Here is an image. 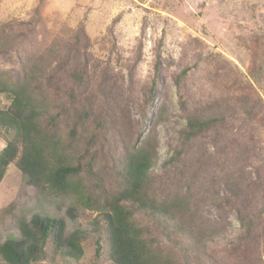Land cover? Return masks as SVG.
I'll return each mask as SVG.
<instances>
[{
    "label": "rangeland",
    "instance_id": "obj_1",
    "mask_svg": "<svg viewBox=\"0 0 264 264\" xmlns=\"http://www.w3.org/2000/svg\"><path fill=\"white\" fill-rule=\"evenodd\" d=\"M37 7L40 23L20 51L80 49L91 63L90 78L84 84L63 77L55 91L44 80L55 95L53 100L70 113L88 108L90 122L103 113L127 146L154 130L160 166L169 151L180 146L179 132L189 113L204 107L209 114L222 106L231 109L224 122L208 131L207 138L191 144L185 168L176 170L171 181L183 191L195 184L205 192L201 183L207 185L208 177H217L216 196L226 228L225 238L215 240L213 248L222 259L235 257L222 241L236 239L243 232L237 211L226 202L235 198L226 181L238 185L239 194L252 203L253 213H261L255 242L240 249V260L264 264V0H0V23L29 20ZM19 60L15 49L0 54V70L16 79L22 72ZM185 67L189 68L186 85L179 89L175 76ZM152 85L154 102L147 110L144 99ZM181 92L190 100L187 110L181 107ZM241 98L258 103L259 108L246 114L237 107ZM10 103L0 94V108ZM143 109L149 113L145 123ZM67 120L72 123V118ZM64 121H60L63 127ZM214 132L221 138L214 140L210 136ZM4 145L0 139V151ZM195 176L200 178L198 183ZM71 207L76 209L75 217L68 214ZM202 213L219 220L216 204L206 203ZM96 214L80 206L72 194L53 195L29 184L15 164L0 182V245L19 238L21 221L34 215L64 218L66 231L71 233L92 228ZM92 251L93 246H86L85 260ZM0 264H5L1 254Z\"/></svg>",
    "mask_w": 264,
    "mask_h": 264
},
{
    "label": "trees",
    "instance_id": "obj_2",
    "mask_svg": "<svg viewBox=\"0 0 264 264\" xmlns=\"http://www.w3.org/2000/svg\"><path fill=\"white\" fill-rule=\"evenodd\" d=\"M39 23V7L29 20L0 23V54L15 49L22 68L16 79L0 70V94L11 100L8 107L0 108V139L5 143L0 151V182L15 164L29 184L53 195L72 194L80 206L97 214L92 228L71 233L66 231L64 218L34 215L29 221H21V236L0 245L3 262L56 264L61 259L63 264H250L240 260V249L255 242L261 213H253L252 203L239 194L238 185L226 181L235 195L234 201L226 202L237 211L243 232L236 239L222 241L230 247L231 256L235 253L232 259H222L213 248L215 240L225 238L226 228L223 207L216 196L217 177H208L207 185L201 183L205 192L198 191L193 182V188L183 191L171 181L176 170L185 168L191 144L207 138L208 131L224 122L231 109L222 106L209 114L204 107L189 113L186 126L179 132L180 146L169 151L160 166L159 139L154 130L127 146L103 113L90 122L88 108L70 113L53 100L55 95L48 88L56 91L63 77L79 84L88 82L91 63L80 49L20 51ZM81 31L84 34L83 27ZM160 60L158 55L156 72ZM188 72L185 67L175 76L179 89L185 87ZM180 95L181 107L187 110L190 100L185 92ZM153 99L152 85L144 99L147 110ZM236 103L248 115L259 108L258 103L245 98ZM67 118H72L71 124ZM142 118L143 123L148 120V111L143 109ZM64 119L63 127L60 121ZM210 136L221 138L218 133ZM199 181L195 176V183ZM206 203L216 204L219 220L203 215ZM75 210L69 208L68 214L75 217ZM86 246H93V251L85 260Z\"/></svg>",
    "mask_w": 264,
    "mask_h": 264
}]
</instances>
